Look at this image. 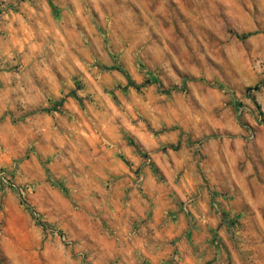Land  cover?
I'll return each instance as SVG.
<instances>
[{
    "label": "rangeland",
    "instance_id": "374dc122",
    "mask_svg": "<svg viewBox=\"0 0 264 264\" xmlns=\"http://www.w3.org/2000/svg\"><path fill=\"white\" fill-rule=\"evenodd\" d=\"M0 171V264H264V0H0Z\"/></svg>",
    "mask_w": 264,
    "mask_h": 264
},
{
    "label": "crops",
    "instance_id": "0c3cea01",
    "mask_svg": "<svg viewBox=\"0 0 264 264\" xmlns=\"http://www.w3.org/2000/svg\"><path fill=\"white\" fill-rule=\"evenodd\" d=\"M67 105L63 106L66 107ZM66 110L69 114H71L72 110L66 107ZM65 110V111H66ZM55 119L60 125L63 124L65 118L64 114H57L55 113ZM38 133L40 131H37ZM41 133V132H40ZM33 138L35 140V144L37 145V151L42 154L45 157L54 158V156H65V152H70V147H67L64 145V142H66V137L58 135V137H52L48 133H43L41 137L36 136L37 133L33 132ZM117 143V144H115ZM112 145V149L114 153L121 152L122 157L124 161H117L119 167L113 171L114 174L119 175L118 179L115 181V189H120L122 192L127 191V197L129 198L127 200V211L125 214H123L121 217H123V221L125 223L133 222V220L138 219L139 216H143L145 218L144 212L147 210V206L141 201L140 197H138V193L136 191V187L134 185V177L137 171L142 172L143 174V185L145 187V190H148V186L150 185V181L152 180V172L150 165L148 164V159H141L136 153H134L132 147L127 145L123 141H116ZM119 147V150H118ZM57 159V158H54ZM147 160V161H146ZM172 209L175 208L174 205H170ZM152 218H155L152 217ZM182 218V215L179 216V219ZM154 219H148L144 226L141 229L151 228L152 226H155V222L152 221ZM144 230L143 239L147 241V237L152 236L149 233V235ZM154 232H156V228H154ZM156 234V233H155ZM136 235V234H135ZM138 236V235H137ZM145 237V239H144ZM130 241L131 244L135 243V236L132 233L128 234L127 242Z\"/></svg>",
    "mask_w": 264,
    "mask_h": 264
},
{
    "label": "built area",
    "instance_id": "2783aa9c",
    "mask_svg": "<svg viewBox=\"0 0 264 264\" xmlns=\"http://www.w3.org/2000/svg\"><path fill=\"white\" fill-rule=\"evenodd\" d=\"M143 179L142 175L141 174H138V176L136 177V182H135V185L138 186V187H141L142 186V182L141 180ZM0 180L2 181H6V178H5V175L2 171H0ZM32 185L31 183H28L24 186V189L23 188H20V192L22 194H24L26 191L27 192H30L32 190ZM192 198L189 197L187 200H185L182 204V208L184 211H190V208L192 206Z\"/></svg>",
    "mask_w": 264,
    "mask_h": 264
},
{
    "label": "trees",
    "instance_id": "16d2710c",
    "mask_svg": "<svg viewBox=\"0 0 264 264\" xmlns=\"http://www.w3.org/2000/svg\"><path fill=\"white\" fill-rule=\"evenodd\" d=\"M167 90H170V88H169V89H167Z\"/></svg>",
    "mask_w": 264,
    "mask_h": 264
}]
</instances>
